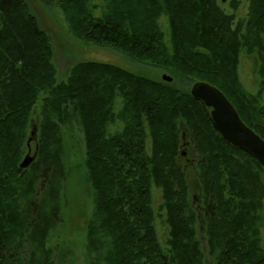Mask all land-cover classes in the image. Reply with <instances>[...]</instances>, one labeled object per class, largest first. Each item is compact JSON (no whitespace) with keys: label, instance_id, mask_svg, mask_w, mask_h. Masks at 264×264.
Masks as SVG:
<instances>
[{"label":"trees","instance_id":"16d2710c","mask_svg":"<svg viewBox=\"0 0 264 264\" xmlns=\"http://www.w3.org/2000/svg\"><path fill=\"white\" fill-rule=\"evenodd\" d=\"M40 1L61 12L77 41L112 48L172 80L83 61L57 81L49 36L27 3L0 0V264L57 263L49 240L67 203L73 145L68 151L72 143L64 140L63 127L74 120L85 147L84 198L92 202L86 234L91 264H208L207 258L212 264H264V169L227 143L210 109L190 95L196 81L216 87L264 140V0H247V19L237 22L216 0H105L99 16L94 0ZM161 16L167 41L157 23ZM242 53L258 63L256 94L241 83ZM38 102L37 154L20 169ZM114 125L120 129L111 134ZM188 137L198 210L180 161ZM152 187L161 193L166 250L156 237Z\"/></svg>","mask_w":264,"mask_h":264},{"label":"rangeland","instance_id":"374dc122","mask_svg":"<svg viewBox=\"0 0 264 264\" xmlns=\"http://www.w3.org/2000/svg\"><path fill=\"white\" fill-rule=\"evenodd\" d=\"M32 15L36 18L40 28L45 31L50 40V44L53 49V63L55 65L57 74V81H61L66 78L68 69L70 66L77 62L83 61H96L110 63L118 65L122 68L144 73L153 77V79H161L163 74L168 75L166 72L159 69L143 65L134 59L108 47H100L92 44H86L77 41L71 36L68 31L67 23L64 16L54 6L46 5L40 0H24ZM237 2L236 9H233L231 3ZM217 5L225 14H233L234 22L238 20H246L248 14V1L247 0H216ZM105 0H94L92 7L94 9V15L99 16L104 9ZM161 31L165 35L166 41L168 40V24L167 19L161 16L157 21ZM257 61L254 57L245 55L240 56L239 63V77L243 87L250 93L256 94L259 90L260 78L256 73ZM260 106L264 107V89L261 92ZM40 103L38 102L35 108V112L32 115V119L29 122L27 131L26 146L24 147V153L22 160L28 153L27 149L30 148L29 154H37L36 142V130L35 120ZM120 108V99L116 100L115 110ZM119 125L109 127V133L118 131ZM63 138L67 142L72 144L67 145L69 151L71 145V162L69 165V176L66 181L67 203L63 211V221L61 224H57L54 231L50 235L49 246L57 249L58 261L55 264H91L94 262L93 254H89L87 251V228L91 220L92 214V202L90 198H84V185L80 178L81 164L85 156V147L83 141V132L78 123L74 120L68 126L63 127ZM190 138H183L180 146V161L184 163L185 170L187 171L189 184H190V197L193 202V208L198 210L200 208V202L196 198L198 192L196 184L192 179L194 154L192 153V147ZM147 151L150 152V143L146 141ZM36 156V155H35ZM21 160V162H22ZM20 162V163H21ZM80 191L82 195L80 194ZM152 207L155 213L154 226L156 230V237L161 247L166 250L165 241L168 236V227L165 223L164 212L159 209L161 204L160 190L152 187L151 190ZM263 220L261 219V249L264 251V212ZM198 236L204 246L203 229L201 220L197 222ZM205 250V246H204ZM207 263L212 264V260L207 258ZM92 262V263H93Z\"/></svg>","mask_w":264,"mask_h":264},{"label":"water","instance_id":"95a60500","mask_svg":"<svg viewBox=\"0 0 264 264\" xmlns=\"http://www.w3.org/2000/svg\"><path fill=\"white\" fill-rule=\"evenodd\" d=\"M161 79L165 82L172 80L166 74H163ZM190 95L210 109V118L216 132L231 146L254 158L264 169V140L243 123L223 93L207 82L196 81L190 87ZM35 155L31 156L28 152L19 168H27L35 159Z\"/></svg>","mask_w":264,"mask_h":264},{"label":"flooded vegetation","instance_id":"af4514ba","mask_svg":"<svg viewBox=\"0 0 264 264\" xmlns=\"http://www.w3.org/2000/svg\"><path fill=\"white\" fill-rule=\"evenodd\" d=\"M183 139V138H182ZM27 152H30V148L28 147Z\"/></svg>","mask_w":264,"mask_h":264}]
</instances>
